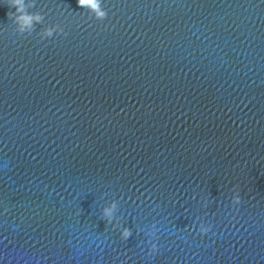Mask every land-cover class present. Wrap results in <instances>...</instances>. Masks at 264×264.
<instances>
[{
  "label": "water",
  "instance_id": "1",
  "mask_svg": "<svg viewBox=\"0 0 264 264\" xmlns=\"http://www.w3.org/2000/svg\"><path fill=\"white\" fill-rule=\"evenodd\" d=\"M11 7L0 264H264V0H36L23 33Z\"/></svg>",
  "mask_w": 264,
  "mask_h": 264
},
{
  "label": "clouds",
  "instance_id": "2",
  "mask_svg": "<svg viewBox=\"0 0 264 264\" xmlns=\"http://www.w3.org/2000/svg\"><path fill=\"white\" fill-rule=\"evenodd\" d=\"M9 2L12 6L11 8L15 9L14 12L10 13V17L18 25V31L22 33L31 31L36 24H40L43 22V15L39 13H31L26 7V5L28 4H31L32 7H35L36 0H9ZM78 5L81 8H91V10L96 13L97 18H105L107 16V13L99 7V0H78ZM57 31L62 32L63 29H61L59 25H56L54 27L45 29L41 35L43 37H52ZM232 202L234 205H239L241 203V197L238 191L234 192ZM117 209L118 202L115 200H113L110 204H107L103 208L102 218L107 221V224H112ZM153 228H155V226H153ZM192 228L198 231L201 236H204L212 230V225L205 224L202 221L197 224V222L194 221ZM147 235L149 237H155L156 233L155 231H150L147 233ZM131 236V229L123 227L121 231V238L127 241ZM148 243L151 245L150 253L155 254L158 251V245L156 243H153L151 239H149Z\"/></svg>",
  "mask_w": 264,
  "mask_h": 264
}]
</instances>
